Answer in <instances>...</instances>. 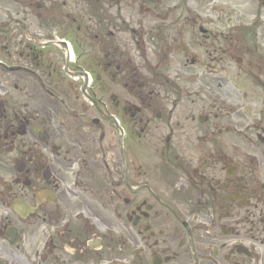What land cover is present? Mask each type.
<instances>
[{"label": "flooded vegetation", "instance_id": "obj_1", "mask_svg": "<svg viewBox=\"0 0 264 264\" xmlns=\"http://www.w3.org/2000/svg\"><path fill=\"white\" fill-rule=\"evenodd\" d=\"M0 264H264V0H0Z\"/></svg>", "mask_w": 264, "mask_h": 264}]
</instances>
